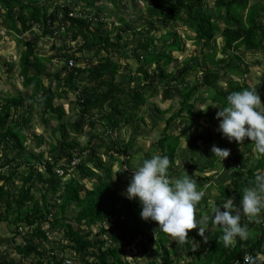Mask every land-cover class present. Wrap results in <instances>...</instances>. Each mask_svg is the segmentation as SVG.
I'll list each match as a JSON object with an SVG mask.
<instances>
[{"label":"trees","instance_id":"trees-1","mask_svg":"<svg viewBox=\"0 0 264 264\" xmlns=\"http://www.w3.org/2000/svg\"><path fill=\"white\" fill-rule=\"evenodd\" d=\"M140 1L145 3L146 21L136 28L122 16L116 21L106 10V3L98 0H0V28L15 37L16 45H22L19 76L22 87L30 89L27 94L19 92L0 99V222L6 221L14 236L20 234L22 226L32 228L23 242L15 245L19 259L0 258V264H67L65 260L73 256L77 264H159L152 250L160 264H181L182 257H175L179 244L169 245V235L158 228V222L141 218L138 199L126 196L130 179L122 182L121 177L124 167L131 170L134 140L119 141L118 133L124 128L128 133V126L137 121L146 122L141 110L157 95L158 86H163L165 99H171V93L180 86V107L166 120L159 138L160 154L172 161L185 132L173 135L169 129L180 120L193 138L202 127L198 120L203 113L195 112L198 101H209V110L218 112L231 92L256 90L247 81L251 70L245 55L264 52V0ZM111 2L118 5L116 0ZM103 12H107L109 21L102 18ZM157 20L166 25L175 21L193 34L182 35L173 27L163 29L158 39L162 45L158 47L154 34L160 29ZM116 22L121 24L117 33ZM35 26L40 31H35ZM27 31L28 38L24 35ZM136 31L142 39L129 54L127 44H122L123 34ZM44 38L54 41L51 49H57L56 54L38 53ZM184 38L200 46L201 52L187 59L176 73L169 72L173 53L183 50ZM114 52L119 58L133 57L135 75L129 71L126 80L118 79L123 67ZM69 58L75 59L74 66L53 73L54 61ZM153 64L156 67L151 69ZM124 67L127 69V65ZM191 72L196 73L195 81L184 84ZM226 76L234 78L225 82ZM70 92L75 95L72 102L78 116L73 121L66 119L67 110L61 103ZM257 93L264 99L263 92ZM35 111L41 112L43 122L57 120L49 155L44 151L34 153L45 142L43 136H34L33 147L28 144L25 129ZM97 122L103 125V131L94 130L87 143L81 144L78 135L84 125L95 128ZM193 126L194 132L190 130ZM216 136L222 147L227 145L232 150L231 158L238 163L231 170L229 183L219 187L217 205L225 198L239 203L255 175L264 172V154L259 153L252 164L249 156L236 161L243 150L252 148L250 138L240 144L230 142L219 130ZM191 145L198 146L195 140ZM74 158L78 159L75 164ZM118 161L122 168L114 171ZM214 164L212 159L209 165L191 163V168L203 172ZM93 178L96 181L92 186L84 181ZM242 223H247L251 232L247 241L238 239L234 247L225 248L218 242L222 233L217 227L206 232L209 243H201L198 250L190 239L183 242L188 255L183 262L194 264L197 255L199 264H243L247 253L256 258L257 264H264L262 221L256 223L242 216ZM50 230L62 232L66 242L42 248V243L50 239ZM137 244L142 249L141 262L132 256ZM69 250L71 254L66 255Z\"/></svg>","mask_w":264,"mask_h":264},{"label":"rangeland","instance_id":"rangeland-1","mask_svg":"<svg viewBox=\"0 0 264 264\" xmlns=\"http://www.w3.org/2000/svg\"><path fill=\"white\" fill-rule=\"evenodd\" d=\"M46 1V0H44ZM53 1H64V0H53ZM69 1V0H67ZM118 1V5L114 6L111 2V0H98L97 3H106L107 6L106 10L108 11L109 15H113L111 17H115L116 21L120 16L124 17L128 22H130L132 25H134L136 28L141 27V23L146 21V13H145V3H142L140 0H116ZM104 17H107V12L103 13ZM109 21V20H108ZM157 25L160 27L158 31H154V34L156 35L157 41L156 45L160 47L162 43L158 40L159 36L164 33L165 31L163 29L168 28H175L179 33L183 34H193L192 31L186 30L184 26H182L180 23H177L175 21H172L170 24H164L161 22V20H157ZM119 26L121 24L119 22H116L115 28L116 33L118 31ZM108 27H111L108 24ZM115 33V34H116ZM124 38L122 41V44H127L126 49L129 54L132 53V47L138 43L139 40L142 39L141 35L138 34L136 31L135 33L126 32L123 34ZM30 37V35L28 36ZM14 36L8 35L5 32L4 28H0V99L11 96V95H17L19 92L23 94H27L30 92V89H25L21 85V77L19 76V54L22 50V45H16V42L14 41ZM221 41V38H218V43ZM54 41L50 38H44L42 40L40 53L43 55L48 54H56L58 52L57 49H51V45ZM184 46L182 51L174 52V61L172 62L171 66L168 68L169 72L176 71L183 65V63L189 59L190 57H194L195 55H199L201 52V47L196 45L192 40L185 39L184 38ZM69 45V43H68ZM132 45V46H131ZM57 46H60V43L57 42ZM67 45H65L62 50L65 49ZM152 49V51H154ZM85 55H88V53H84ZM114 57L117 61H119L122 65V70L118 76V79L123 81L127 79L126 72L132 71L135 75L136 70V61L131 56L129 59L125 58H119L118 52H114ZM220 57V54L218 55ZM245 59L250 63V72L247 76V81L254 86L256 89L255 91L258 92L260 90L264 93V52L258 53L256 55H245ZM83 61V60H82ZM52 71L55 73V71H58L62 67H65V60L63 61H54L52 63ZM127 65V69L124 67ZM156 66L153 64L151 66V69H154ZM196 73L191 72V74H188L186 76V80L184 84L186 83H193L195 81V75ZM232 76H226L225 82L228 80H231ZM54 83V81H53ZM135 83L138 86L139 80L136 78ZM183 84V85H184ZM180 86L176 87V90L173 91L171 94L173 97L171 99H165L162 96L163 86L157 87V95L153 98H151L147 105L142 108L141 115L144 116L146 119V122L137 121L136 123L131 124L128 126L129 130L128 133H125V128L121 131H119L118 135L121 137L119 141H122V139H133V146L130 149V153L132 155V161L130 163L131 169L133 167H138L144 159H146L147 154L150 156L153 154H160V142L159 138L163 134V129L165 126L166 120L180 107V97L177 94L179 91ZM75 95L70 92L69 98H63L61 100V103H64L65 108L67 110L66 119L67 120H76L78 119V116L75 113L74 110V103L72 100L74 99ZM206 97V95H204ZM202 101L197 102V106L195 109L196 111H201L203 113V116L199 118L198 123L202 125L201 128H199L194 134L193 138H190L188 135L187 125L184 122H181L180 120H176L172 127L169 129V132L173 135H178L181 133L185 134L181 137L180 144L175 152L174 159L171 161L169 173H171L169 176L172 178L179 177L182 175H191L197 182L198 187L201 188L204 186L205 182L207 180H211L213 182L211 187L206 188V195L202 198V200L197 205V214L198 215H211L213 209L217 206V200H220V192L219 187L222 186V184H228L230 181V173L233 167H238V163L234 161L232 155V150L230 151L229 157L225 158V160L222 157L213 156V153L211 152L212 146L215 144L221 148H227L222 147L220 145V141L216 136L217 130L219 128V120L217 119L216 113L217 111L213 109V111H210L209 107H207L208 104H211L209 101H206L204 103H201ZM215 111V112H214ZM32 122L26 127L25 131L28 134V144L33 147L36 144V140L34 138L35 135H41L45 139V142H43L42 146L40 148H36V151L34 153H37L39 151L46 152V155H49V150L51 148L49 142L55 141L54 134H52V131L55 129V126L57 124V120L55 118H49L47 122H43L41 119V112L35 111L32 114ZM96 130V132L100 133L103 131V125L100 122H97L95 125V128H91L87 123L83 127V132L78 135V140L81 144H86L88 136L91 132ZM191 131H195V126H193ZM133 131L131 136L128 138L129 134ZM59 132L57 133V135ZM193 140H195V143H197L198 146H192ZM96 142L93 143L95 145ZM253 146H249L252 148H248L249 150L244 151L239 156H237L236 161H239L241 157L246 158L250 157V163H255L257 158L259 157V153L255 150L254 144ZM242 148V147H241ZM229 149V148H228ZM240 149V148H239ZM100 149V151H102ZM212 159H215V166H209V169L207 170L208 173H201L195 168H191V163H196L198 166L200 165H209L210 161ZM106 161V160H105ZM108 161V159H107ZM121 162H117L114 165V171H118L122 167H120ZM25 171V168H23ZM123 173L128 172L129 169L123 168ZM130 172V171H129ZM128 175V173H125ZM207 178V180H206ZM122 182H124V178H122ZM205 179V180H204ZM85 183L88 186H92L94 182L96 181L95 178L92 180H84ZM201 184V185H199ZM121 192H124L121 190ZM39 195V193H38ZM46 224H43V228L46 229ZM32 228L28 226H22V229L20 230V234L14 236L13 231L10 229L8 223L6 221L0 222V258L4 259H19V255L15 251V245L17 243H22L24 236L27 235L31 231ZM154 230V228H153ZM50 239L42 244V247L49 248V247H55L59 244L65 243L66 240L62 236V232L56 231V230H50ZM210 232H213L214 229ZM207 231V232H209ZM198 233V229H191L189 230V236L190 241L195 246V250H198L202 247L201 243L207 244L209 241H205L203 237H201ZM251 234V232H250ZM196 236H199L198 240H196ZM250 238V237H249ZM172 243L179 244L177 254L175 257H182V259L179 261L181 264H185L183 262V259L185 261L188 260V255L186 254V251L184 249L183 243H178L174 240L171 236H169V245H172ZM173 246V245H172ZM71 251H67L66 255H70ZM142 249L139 244L135 245L133 248L132 256L139 259L141 262L142 257ZM152 256H155V260L157 263L160 260L157 258L156 251L152 250ZM73 260H72V259ZM69 258L72 260L73 264H77V261H75V256ZM134 259V258H133ZM152 259V257H150ZM132 260V258H131ZM74 261V262H73ZM146 258L142 259V262L145 263ZM27 263H30L29 260L26 261ZM194 264H199L198 256L196 255L195 261H193ZM135 263V262H134Z\"/></svg>","mask_w":264,"mask_h":264},{"label":"clouds","instance_id":"clouds-1","mask_svg":"<svg viewBox=\"0 0 264 264\" xmlns=\"http://www.w3.org/2000/svg\"><path fill=\"white\" fill-rule=\"evenodd\" d=\"M102 18L107 19L103 14ZM39 28L35 26V31H40ZM24 35L28 38L30 32ZM71 59L76 63L75 59L69 58L65 61V67L69 68ZM216 116L219 120L218 130L230 142L241 144L245 138H250L255 150L264 154V99L254 89L231 92L226 97V105L219 106ZM230 151L215 144L211 148L213 156L224 160L229 157ZM77 162V158L72 161L73 164ZM170 164L167 155L153 154L144 159L133 169L126 196L128 199H138L142 219L158 222V228L178 243L190 239L191 229H198L199 235L207 241L206 232L219 227L222 234L218 242L230 248L236 245L238 239L247 241L250 237L249 226L242 223V216L247 217L248 221L264 222V214L261 215L264 213V172L255 175L254 181L243 190L239 203L233 198H225L209 216L198 215L197 205L206 195V188L211 187L213 182L207 180L199 188L191 175L172 178L168 175ZM208 182L209 186L205 187ZM243 264H257L256 258L245 253Z\"/></svg>","mask_w":264,"mask_h":264},{"label":"crops","instance_id":"crops-1","mask_svg":"<svg viewBox=\"0 0 264 264\" xmlns=\"http://www.w3.org/2000/svg\"><path fill=\"white\" fill-rule=\"evenodd\" d=\"M146 158H147V157H146ZM134 168H136V167H133V169H134ZM133 169L129 170L130 172H129V171H128V172H125V173H128V175H126L125 173H123V174H122V178H124V180H126V178H127V179H130L131 176H132V174H133ZM208 169H209V168H208ZM208 169H206V170L203 171V172H201V171H199V170H198V171L201 172V173H208V171H207ZM196 170H197V169H196ZM204 180H205V179H204ZM206 180H207V179H206ZM197 185H198V184H197ZM199 185H201V184H199ZM122 190H124V189H122Z\"/></svg>","mask_w":264,"mask_h":264},{"label":"built area","instance_id":"built-area-1","mask_svg":"<svg viewBox=\"0 0 264 264\" xmlns=\"http://www.w3.org/2000/svg\"><path fill=\"white\" fill-rule=\"evenodd\" d=\"M73 65H74V61H73L72 59L69 60V65H68L69 68L72 67ZM209 184H210V182H208V184H206L205 187L209 186ZM203 191H205V190H203ZM262 224L264 225V222H263ZM71 261H72V260H70V259H66V260H65V262H66L67 264H71Z\"/></svg>","mask_w":264,"mask_h":264}]
</instances>
